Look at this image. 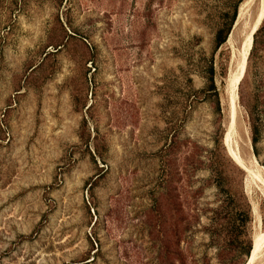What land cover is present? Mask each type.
Masks as SVG:
<instances>
[{
    "label": "rangeland",
    "instance_id": "obj_1",
    "mask_svg": "<svg viewBox=\"0 0 264 264\" xmlns=\"http://www.w3.org/2000/svg\"><path fill=\"white\" fill-rule=\"evenodd\" d=\"M260 3L0 0V264L247 263L264 15L240 64ZM211 65L221 112L198 92Z\"/></svg>",
    "mask_w": 264,
    "mask_h": 264
},
{
    "label": "trees",
    "instance_id": "obj_2",
    "mask_svg": "<svg viewBox=\"0 0 264 264\" xmlns=\"http://www.w3.org/2000/svg\"><path fill=\"white\" fill-rule=\"evenodd\" d=\"M237 12H238V5L235 7L234 12H233V16L230 20V22L227 24L226 29H222L219 31L218 36H217V41H216V48L220 47L223 43H225L228 34L230 33V30L232 28V25L234 23V20L236 19L237 16ZM260 29H258L255 32V35L257 34V32ZM198 92L201 93H205L207 99H209L211 102H213L214 106H215V110L217 112H221V108H220V93H219V88L216 84L215 81V68L213 65L210 66V70H209V75L207 77V84L204 88L198 90ZM256 133V130H255ZM172 138L170 139V141L167 143L166 146H164L161 149V152L165 155L168 154H173L175 153L174 151L176 150V138L174 137V134L171 136ZM253 142L256 143L258 138L257 135L253 136ZM238 206H240L239 208H237L239 213V219H241L242 223H245L247 219L250 218V210H249V204L246 202L245 204H238ZM241 214V215H240ZM240 228V227H239ZM252 249V244L250 245L248 251H247V256H249L250 252Z\"/></svg>",
    "mask_w": 264,
    "mask_h": 264
},
{
    "label": "bare ground",
    "instance_id": "obj_3",
    "mask_svg": "<svg viewBox=\"0 0 264 264\" xmlns=\"http://www.w3.org/2000/svg\"><path fill=\"white\" fill-rule=\"evenodd\" d=\"M260 4H261V6H260V9H259L258 15L256 17L255 23H254L250 33L248 34L247 39L244 42V46H243L244 47V51L242 50L243 51L242 52L243 53V60H242V62L240 64L241 68L243 67V63L245 62L246 55H247L248 51H250V49H251V42H252L253 34H255L257 28L259 27V25L262 22V18H263V15H264V0H261ZM242 53H241V56H242ZM237 82H238V79H237V81L234 84L235 88L237 86ZM229 139H230V134H229ZM230 150L232 152V156H233L234 160L240 166L247 168V166L244 163V161L234 152V150H232V149H230ZM247 170H248V168H247ZM262 184H263V187H264V178H262ZM254 241H255L254 249H253L250 257L248 258V261H247L246 264H261V263L264 262V233H261L258 236H256Z\"/></svg>",
    "mask_w": 264,
    "mask_h": 264
},
{
    "label": "water",
    "instance_id": "obj_4",
    "mask_svg": "<svg viewBox=\"0 0 264 264\" xmlns=\"http://www.w3.org/2000/svg\"><path fill=\"white\" fill-rule=\"evenodd\" d=\"M258 28H259V27H258ZM258 28H257V30H258ZM257 30H256V31H257Z\"/></svg>",
    "mask_w": 264,
    "mask_h": 264
}]
</instances>
